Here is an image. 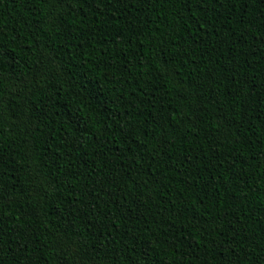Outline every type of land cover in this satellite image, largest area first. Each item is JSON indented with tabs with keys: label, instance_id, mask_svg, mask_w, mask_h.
<instances>
[{
	"label": "trees",
	"instance_id": "1",
	"mask_svg": "<svg viewBox=\"0 0 264 264\" xmlns=\"http://www.w3.org/2000/svg\"><path fill=\"white\" fill-rule=\"evenodd\" d=\"M0 264H264V0H0Z\"/></svg>",
	"mask_w": 264,
	"mask_h": 264
}]
</instances>
